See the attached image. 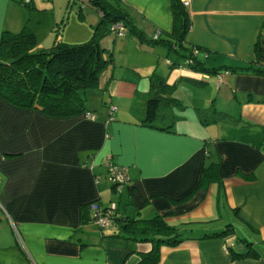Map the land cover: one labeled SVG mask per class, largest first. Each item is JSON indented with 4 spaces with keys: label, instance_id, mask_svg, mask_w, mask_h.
<instances>
[{
    "label": "crops",
    "instance_id": "crops-1",
    "mask_svg": "<svg viewBox=\"0 0 264 264\" xmlns=\"http://www.w3.org/2000/svg\"><path fill=\"white\" fill-rule=\"evenodd\" d=\"M106 1L122 7L146 39L101 37L110 61L85 91L91 116H52L0 97V264H135L151 242L125 237L114 219L96 226L92 200L115 201L116 215H161L180 233L176 244L158 245L154 264H264V74L224 67L254 60L264 0L182 5L183 60L149 40L154 29L169 34L172 0ZM39 5L0 0V31L19 29L31 14L25 7ZM37 32L35 48L44 47L50 33ZM190 48L188 61L216 71L184 64ZM151 74L172 85L177 103L148 122ZM107 157L126 168L119 190L106 179ZM215 161L217 176L196 189L201 167ZM226 223L251 241L257 257L232 254L246 248L234 229L212 235Z\"/></svg>",
    "mask_w": 264,
    "mask_h": 264
},
{
    "label": "trees",
    "instance_id": "trees-1",
    "mask_svg": "<svg viewBox=\"0 0 264 264\" xmlns=\"http://www.w3.org/2000/svg\"><path fill=\"white\" fill-rule=\"evenodd\" d=\"M21 1L27 4L29 0ZM90 2L98 11L99 18L92 27L89 37L80 42H66L55 35L48 46L35 48V33L25 24L14 31L5 28L0 31V97L10 104L19 107H35L52 116L69 115L85 109L83 101L86 89L98 84L100 72L110 61V58L103 54L104 49L100 45L101 37L107 32H112L114 35H124L128 32L146 39L122 7L106 0H90ZM170 11L172 23L169 34L162 37L158 34L155 38L151 36L149 40L160 41L167 49L177 50V47L185 46L183 40L187 28V15L179 0H172ZM114 22L122 24L121 33L111 27ZM189 50L184 64L194 69L216 71L215 68L200 66L197 61H188L187 57L193 55L192 48ZM253 51V61L244 65L224 67L264 74V22L254 41ZM169 65L172 66L173 62ZM171 87L172 85L164 77L150 75L142 121L155 120L163 107L177 103L176 98L169 94ZM84 111L91 114L89 110ZM217 167V161L201 167L196 189L204 185L211 177L217 176ZM186 198L187 194L171 200L176 202ZM235 209L237 211V208ZM111 219L119 224L122 235L125 237H131L134 233L137 239L151 242L150 249L135 264H154L158 259L160 243L173 245L182 239L180 233L164 222L161 215L148 218L130 217L116 215L115 211ZM246 224L251 226L247 221ZM233 229L230 223H226L223 228L213 231L212 235H221L228 231L232 233ZM237 238L245 241L246 248L237 253H233V249L230 248L232 254L258 256L256 248L246 236L241 235Z\"/></svg>",
    "mask_w": 264,
    "mask_h": 264
},
{
    "label": "rangeland",
    "instance_id": "rangeland-1",
    "mask_svg": "<svg viewBox=\"0 0 264 264\" xmlns=\"http://www.w3.org/2000/svg\"><path fill=\"white\" fill-rule=\"evenodd\" d=\"M34 1H36V3H39L40 5L35 6V8L30 7V10H28L29 7L24 6L27 12H31L29 18H27L28 14L25 15L24 12V24L27 27L34 29L33 31H38L36 33L38 37H40L41 35H46L47 32L50 33L49 39L47 40L48 42L47 44H45V46L51 43L55 35L56 37L66 42H80L87 39L92 32V27L95 25L99 18L98 11L90 2V0ZM51 2L53 3L52 5H50ZM33 27H36L37 30H35V28ZM177 48V50L168 49L169 51L167 52L168 55H166V57H168L169 59L179 58L183 60V56L180 55L181 51H179L180 47ZM180 50L182 49L180 48ZM105 51H107L108 53L110 49ZM182 54L186 55L185 52H183ZM162 65L165 66L164 56H162ZM91 88L92 87L88 89ZM83 103L87 106V98L84 99ZM113 198L118 199V202L122 203L124 196H120V198H118V196H113ZM235 234L236 237L242 235L239 230L235 231Z\"/></svg>",
    "mask_w": 264,
    "mask_h": 264
},
{
    "label": "built area",
    "instance_id": "built-area-1",
    "mask_svg": "<svg viewBox=\"0 0 264 264\" xmlns=\"http://www.w3.org/2000/svg\"><path fill=\"white\" fill-rule=\"evenodd\" d=\"M28 1V0H24ZM183 6H187L189 0H179ZM116 29L119 33L122 31V24L120 22H114L111 26ZM159 34V30L155 29L152 33V37L155 38ZM195 51V50H194ZM109 112L115 109V105L108 104ZM84 115L91 116L88 111H84ZM112 118L109 115V119ZM106 167V179L113 186L115 190H119L122 184L127 179L126 168L123 165L117 164L111 161L108 157L105 162ZM89 207L91 209L90 220L98 227H105L110 224L111 215L116 211V203L111 200L106 204L101 203L99 200H92L89 202Z\"/></svg>",
    "mask_w": 264,
    "mask_h": 264
}]
</instances>
